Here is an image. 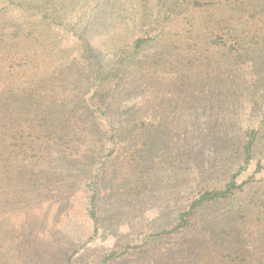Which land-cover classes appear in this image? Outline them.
Listing matches in <instances>:
<instances>
[{
  "label": "rangeland",
  "instance_id": "374dc122",
  "mask_svg": "<svg viewBox=\"0 0 264 264\" xmlns=\"http://www.w3.org/2000/svg\"><path fill=\"white\" fill-rule=\"evenodd\" d=\"M110 254L264 264V0H0V264Z\"/></svg>",
  "mask_w": 264,
  "mask_h": 264
},
{
  "label": "trees",
  "instance_id": "16d2710c",
  "mask_svg": "<svg viewBox=\"0 0 264 264\" xmlns=\"http://www.w3.org/2000/svg\"><path fill=\"white\" fill-rule=\"evenodd\" d=\"M215 41L212 43L214 45H217V40L218 38L214 39ZM222 43V41H219ZM218 42V43H219ZM142 44V41L141 43L138 42L137 43V46L136 48H138L140 45ZM253 140H251L250 142H248V144L246 145V162L250 159V154H251V143H252ZM242 164V163H241ZM257 170L256 172L258 171V169H260V166L257 165ZM240 168H242V166H239V170ZM238 175V172H236L235 174H232L231 178H230V181L226 184V186L224 187L223 190H220V191H212V192H205L203 194H201L199 197H197L190 205V207L187 209V212H183L179 215V219H180V222L174 227L171 229V232H176L177 230H179L180 228H184L186 226V221L184 220L185 217H188L190 216V212L193 211V209L197 206H200L206 202H210V201H215V200H218V199H224L226 197H228L234 190H236L237 187L235 185V178L236 176ZM114 256V254H110L108 255L107 257L104 258L103 260V263L102 264H107L108 261L111 260V258Z\"/></svg>",
  "mask_w": 264,
  "mask_h": 264
}]
</instances>
